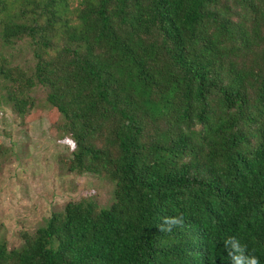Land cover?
<instances>
[{
    "label": "trees",
    "instance_id": "obj_1",
    "mask_svg": "<svg viewBox=\"0 0 264 264\" xmlns=\"http://www.w3.org/2000/svg\"><path fill=\"white\" fill-rule=\"evenodd\" d=\"M35 88L112 203L0 237V264H264V0H0V103L39 118Z\"/></svg>",
    "mask_w": 264,
    "mask_h": 264
},
{
    "label": "rangeland",
    "instance_id": "obj_2",
    "mask_svg": "<svg viewBox=\"0 0 264 264\" xmlns=\"http://www.w3.org/2000/svg\"><path fill=\"white\" fill-rule=\"evenodd\" d=\"M31 97L43 116L28 122L0 103V237L8 249L19 247L21 233L34 232L68 202L89 198L104 208L112 203L110 182L67 171L71 146L52 134L45 92L35 88Z\"/></svg>",
    "mask_w": 264,
    "mask_h": 264
},
{
    "label": "clouds",
    "instance_id": "obj_3",
    "mask_svg": "<svg viewBox=\"0 0 264 264\" xmlns=\"http://www.w3.org/2000/svg\"><path fill=\"white\" fill-rule=\"evenodd\" d=\"M164 224L167 225V228L161 227L162 231L171 232L174 226H179L182 224V217H169L165 218ZM251 264H258V262L253 258Z\"/></svg>",
    "mask_w": 264,
    "mask_h": 264
}]
</instances>
